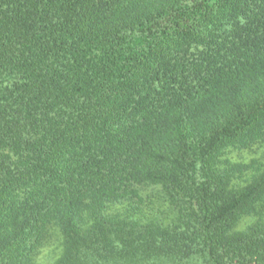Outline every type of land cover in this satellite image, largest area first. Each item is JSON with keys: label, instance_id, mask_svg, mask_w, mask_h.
Wrapping results in <instances>:
<instances>
[{"label": "trees", "instance_id": "1", "mask_svg": "<svg viewBox=\"0 0 264 264\" xmlns=\"http://www.w3.org/2000/svg\"><path fill=\"white\" fill-rule=\"evenodd\" d=\"M51 242L264 264V0H0V264Z\"/></svg>", "mask_w": 264, "mask_h": 264}, {"label": "rangeland", "instance_id": "2", "mask_svg": "<svg viewBox=\"0 0 264 264\" xmlns=\"http://www.w3.org/2000/svg\"><path fill=\"white\" fill-rule=\"evenodd\" d=\"M232 156L237 157L238 154H233ZM242 156L245 159H249L250 155L249 154H242ZM54 249H55V242L48 243L46 247L40 250L39 253L35 256V264H47L51 261L53 254H54Z\"/></svg>", "mask_w": 264, "mask_h": 264}]
</instances>
